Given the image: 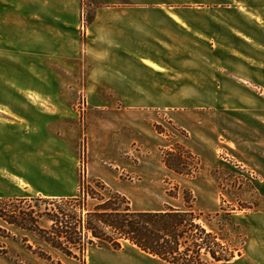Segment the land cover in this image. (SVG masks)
Wrapping results in <instances>:
<instances>
[{
    "label": "crops",
    "instance_id": "0c3cea01",
    "mask_svg": "<svg viewBox=\"0 0 264 264\" xmlns=\"http://www.w3.org/2000/svg\"><path fill=\"white\" fill-rule=\"evenodd\" d=\"M92 1L98 5L83 44V0H0V180L5 152L14 153L5 136L13 139L19 133L20 120L5 107L15 103H4L1 56L26 53L45 60H76L85 54L92 63L91 90L99 94L105 87L121 100L119 109L108 102L88 110L92 137L106 136L114 145L123 130L131 137L156 141L163 152L172 141L148 126L175 125L189 137L173 140L202 161L224 141L234 145L242 160L263 177L264 185V24L249 18L264 13V0ZM42 60L39 64L44 63L47 71ZM28 75L37 77L34 72ZM7 91L16 93L14 88ZM40 93L45 91L34 87L27 91ZM61 93L60 88L51 91L54 96ZM57 100L53 97L45 110L29 104L35 119L43 120L28 133L35 143L49 140L62 145L80 136L77 127L69 125L70 110ZM4 115L10 117L7 125ZM11 123H16L15 131L5 132ZM58 161L65 169L74 168L66 158ZM91 161L88 178L108 181L105 163ZM122 190L117 187V192ZM88 264L167 263L129 245L120 251L98 247Z\"/></svg>",
    "mask_w": 264,
    "mask_h": 264
},
{
    "label": "rangeland",
    "instance_id": "374dc122",
    "mask_svg": "<svg viewBox=\"0 0 264 264\" xmlns=\"http://www.w3.org/2000/svg\"><path fill=\"white\" fill-rule=\"evenodd\" d=\"M97 5L98 3L92 0H83L81 24L83 44L87 40V25L93 20L94 6ZM249 18L256 23L264 24V13ZM1 58L4 103H15L5 107L9 112L13 109V113L20 119L16 120L19 133H16L13 139L5 136V143L14 148V153L5 152L4 176L0 180L1 198L76 194L81 176L85 174L88 177L89 164L92 158H95L96 161L105 163L108 168L110 179L104 182L115 191L117 187L124 188L121 193L137 211H162L167 206L183 208L185 190L193 193L196 208L200 211L216 213L224 206L225 210L232 213L231 230L234 236L239 228L246 238L242 256L225 264H264L263 177L253 170L248 162L242 160L234 145L224 141L212 151L213 153L204 156L201 171L194 176L178 175L164 165L167 152L164 150L166 152L164 154V151L159 150L156 141L154 143L142 135L140 138H134L123 130L118 131L114 145L106 136L92 137L90 126L93 117L88 110H93L97 104L108 102L119 109L121 100L119 96L109 93L105 87H101L99 94L91 90L88 78L92 63L85 54L76 60H45L26 53L17 56L5 53ZM41 60L48 64L49 70H45L44 63L39 64ZM31 72L37 76L35 79L29 77L28 74ZM33 87L36 91L45 93L27 94ZM10 88H14L16 93H7V89ZM55 88L62 89L61 96L51 94ZM53 97L58 99L57 103H63L68 107L69 114L72 115L69 125L77 127L80 136L69 138L62 145L49 140L35 143L28 137V133L40 122L42 124L43 120L35 119L33 116L35 111L29 108V104L31 106L37 104L45 110L48 108L45 104L52 102ZM115 113L118 121L119 111L116 110ZM4 116L7 125L10 117ZM130 119L137 120L138 117L131 116ZM23 120L24 123L21 122ZM155 125L158 124L149 125V130L157 132ZM15 126L16 123L5 126V132L15 131L12 128ZM163 135L172 141L168 143L170 147L168 150L176 144L174 138L185 141L189 137L187 132L175 125H168L166 134ZM181 145L188 149L186 145L182 143ZM246 153L244 152L245 155ZM180 154L186 156L185 151ZM8 158H11L10 162L7 161ZM65 158L72 161L74 168L65 169L63 165L59 166L58 160L64 161ZM189 163L193 165V162ZM68 185L74 186V189L64 190ZM236 242L240 245L241 240L237 239ZM0 243L19 253L26 264H82L56 252L52 253L54 258L52 262L43 261L13 240L0 239ZM124 247L129 245L124 244ZM97 249L98 247L89 249L86 264L92 261ZM0 264L12 263L0 256Z\"/></svg>",
    "mask_w": 264,
    "mask_h": 264
},
{
    "label": "trees",
    "instance_id": "16d2710c",
    "mask_svg": "<svg viewBox=\"0 0 264 264\" xmlns=\"http://www.w3.org/2000/svg\"><path fill=\"white\" fill-rule=\"evenodd\" d=\"M154 128L166 134L163 126ZM166 152L163 163L176 174L194 176L201 171L202 160L180 143ZM184 202L183 208L137 211L125 195L83 174L72 197H0V239L13 240L47 262L56 252L86 264L91 247L120 251L124 244L167 264H225L242 256L246 238L239 228L234 236L230 211L224 206L216 213L198 210L189 190L184 191ZM0 256L26 264L3 243Z\"/></svg>",
    "mask_w": 264,
    "mask_h": 264
},
{
    "label": "built area",
    "instance_id": "2783aa9c",
    "mask_svg": "<svg viewBox=\"0 0 264 264\" xmlns=\"http://www.w3.org/2000/svg\"><path fill=\"white\" fill-rule=\"evenodd\" d=\"M85 27L83 26V29H84Z\"/></svg>",
    "mask_w": 264,
    "mask_h": 264
}]
</instances>
